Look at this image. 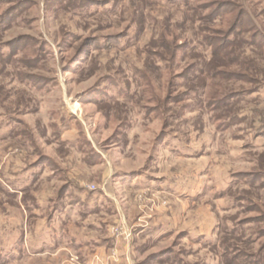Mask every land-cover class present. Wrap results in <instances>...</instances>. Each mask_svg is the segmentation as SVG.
I'll return each instance as SVG.
<instances>
[{
  "label": "rangeland",
  "instance_id": "1",
  "mask_svg": "<svg viewBox=\"0 0 264 264\" xmlns=\"http://www.w3.org/2000/svg\"><path fill=\"white\" fill-rule=\"evenodd\" d=\"M109 259L264 264V0H0V264Z\"/></svg>",
  "mask_w": 264,
  "mask_h": 264
},
{
  "label": "crops",
  "instance_id": "2",
  "mask_svg": "<svg viewBox=\"0 0 264 264\" xmlns=\"http://www.w3.org/2000/svg\"><path fill=\"white\" fill-rule=\"evenodd\" d=\"M105 243H98V245H97V255L98 256H95V259H98L99 260V256L102 258L103 256H105V251H106V249H105ZM111 247V246H110ZM42 254H46V252H45V249H40V251H39V254H37V255H42ZM104 260V259H103ZM122 261H124V260H121V262ZM60 264H67L66 263V261H61V263ZM107 264H114V262L113 261H111L110 259H109V263H107ZM117 264H119V262L117 263ZM124 264V263H123Z\"/></svg>",
  "mask_w": 264,
  "mask_h": 264
}]
</instances>
